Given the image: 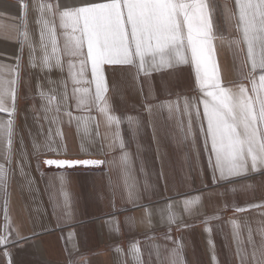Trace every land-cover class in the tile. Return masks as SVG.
Returning <instances> with one entry per match:
<instances>
[{
    "label": "crops",
    "instance_id": "1",
    "mask_svg": "<svg viewBox=\"0 0 264 264\" xmlns=\"http://www.w3.org/2000/svg\"><path fill=\"white\" fill-rule=\"evenodd\" d=\"M37 2L25 0L29 4L28 31L36 48L35 55L39 57L42 54L39 50L40 25L36 21L41 14L37 7H33ZM44 2L55 3L57 0ZM58 2L62 7H74L79 0ZM209 2L215 9L214 31L217 39L213 43L222 83L233 87L243 84L251 94L252 79L258 83L261 70L251 71L246 55L247 44L237 27L239 9L235 0ZM225 6L231 13L227 20ZM20 16L19 0H0V65L15 66L17 56H20L21 65L11 163L6 165L9 168L7 188L0 189V236L7 237V245H0V264H169L172 249L178 250L177 264H241L242 257H245L243 264H253V244L249 243L248 237L251 230L253 243L260 247V230L264 229V170L232 178L230 183L213 185L208 153L199 133V121L193 116L192 127L196 133L193 141L191 137L184 140L179 132V121L182 119L187 124L186 116L177 113L175 120L169 119L167 102H178L182 110L184 97L190 101L196 97L203 113V104L199 103L202 93L196 85L193 65H181L149 76L141 74L138 79H134L135 67H105L106 95L112 113L122 120L121 134L125 150L131 154L132 174L141 187L147 180L153 189L150 204L149 197L141 201L149 204L152 210L151 224L142 223L144 209L133 207L127 201L120 169L110 163L121 155L119 148L109 150L107 147L108 137L114 128L110 130L106 126L95 104L76 107L67 57H64L63 72H41L39 68L29 66V50L24 45L21 53L18 40L17 27L22 30ZM45 19L50 17L46 14ZM55 27L62 49L66 30L60 27L58 15ZM231 40H240L241 43L238 46L229 44ZM4 76L11 78L7 71ZM86 76L91 79L90 65ZM49 78L67 81V101L61 102L63 84L49 85ZM38 82L44 91L54 88L57 101L61 103L59 113H47L48 119L44 118L45 113L41 110L42 101L36 87ZM92 87L94 90V85ZM145 103H164L165 107H154L153 114L149 116L144 109ZM66 112H71L73 117L94 118L87 121V135L82 129L78 134V122L73 120L69 124ZM56 116L58 120H53ZM127 117L139 120L135 135ZM8 118L7 114L0 113V120ZM203 122L206 126V120ZM80 123L83 125L84 122ZM57 129L63 133V138L56 134ZM49 138L54 142L53 146L65 145L66 151L61 150L58 154L45 151L43 145ZM157 140L162 155L158 154ZM33 141L41 146L38 154L33 148ZM82 142L86 152H81ZM2 149L3 145H0ZM45 159H96L108 163L90 168H57L44 165L42 162ZM37 161H40L39 168ZM0 163L6 162L0 158ZM21 166L27 175L21 174ZM61 176L64 178L63 185ZM29 178L31 184L28 183ZM233 188L235 191L231 190ZM64 192L68 193L70 200V218L63 206ZM195 196H200L201 201L190 214L184 209L182 201ZM6 201L10 218L7 231L4 218ZM54 203L58 205L55 210ZM169 203L173 204L172 211L176 213V223L171 225L167 223V213L162 219L159 211ZM235 208L245 210L236 212ZM128 217L135 218L134 224L126 220ZM208 217L218 218L205 223ZM112 220L115 223L109 222ZM233 220L239 225V255L233 235ZM33 233L38 235L33 236ZM166 236L171 238L166 239ZM132 245L139 248V261L134 258ZM6 252L8 255H5Z\"/></svg>",
    "mask_w": 264,
    "mask_h": 264
},
{
    "label": "snow or ice",
    "instance_id": "2",
    "mask_svg": "<svg viewBox=\"0 0 264 264\" xmlns=\"http://www.w3.org/2000/svg\"><path fill=\"white\" fill-rule=\"evenodd\" d=\"M239 9L237 27L242 32V40L247 44V58L250 61L251 71L261 70L259 82L252 79L251 94L243 84L225 86L222 83L218 71V63L215 59V47L213 41L217 39L214 28V11L209 0H79L77 6L62 7L60 3H48L38 0L33 7L40 11V18L36 21L40 25L39 57L35 55L27 23L29 4L25 0H19L21 9V27L18 40L21 43V53L24 45L29 50V66L39 68L41 72L53 70L64 71L67 57L68 72L73 85L72 96L76 99V107L81 108L95 104L102 114L106 126L111 130L107 147L109 150L119 148L121 155L118 160L112 162L120 169L127 201L133 207L144 209L142 223L151 224L152 210L149 206L150 197L153 194L152 186L145 180L141 187L132 174L131 154L125 150V141L121 134L120 117L114 115L108 102V84L106 78V66L135 67L134 79L141 74L149 76L152 73L172 70L181 65L191 64L195 69V81L198 90L202 93L199 103L203 104L201 114L197 98L184 97L183 109L178 102H167L169 119L175 120L177 113L187 117V124L180 119L179 132L184 140L189 137L195 141L196 133L193 132V116L199 121V133L203 137L204 150L208 153V167L211 173L213 185L222 182L230 183L232 178L241 177L248 173L264 170V0H235ZM226 20L231 13L225 6ZM50 19H45V15ZM59 16L60 27L65 29V41L61 49L57 41L55 17ZM71 31L68 32L67 30ZM223 40V37H220ZM229 44L239 45L240 40L228 41ZM259 49V51H257ZM91 79H87L89 72ZM20 56L16 57L15 66L0 65V113L8 115L7 120H0V158L6 163H0V189L7 188L11 152L14 133V116L16 112V100L20 83ZM11 74L6 79L4 72ZM49 85L63 84L64 93L61 102L69 99L67 93V81H54L47 79ZM87 84L88 87H80ZM94 85V90L93 86ZM37 95L41 99V110L45 113H59L61 103L54 94L55 89L43 90L38 82ZM142 93V89H141ZM164 108L165 104L152 105L145 103L144 109L151 116L153 108ZM68 123L73 120L77 123V132L83 130L89 132L87 121L90 117H73L71 112H66ZM206 120V126L201 120ZM58 120V116L53 117ZM83 121V125L80 123ZM130 128L135 135L138 130L139 120L136 117H127ZM58 136L63 138V133L57 129ZM98 135V133H97ZM153 139H156V130L153 126ZM22 142V141H21ZM54 142L49 138L43 145L48 152L59 153L66 151V146L61 144L53 146ZM210 145V146H209ZM158 154L159 141L157 140ZM103 147V146H102ZM36 154L41 146L33 141ZM102 150V148H101ZM83 142L81 152H86ZM46 166L57 168L75 167H99L106 161L96 159H45L42 162ZM40 161H37L39 168ZM22 175H27L23 167ZM143 171V167H141ZM61 184L64 178L61 176ZM28 183L32 180L29 178ZM205 187H207L205 185ZM235 191V188L231 189ZM210 193L209 195H213ZM223 195V193H219ZM64 208L68 210L70 218V200L67 192L63 193ZM149 197V204L141 203ZM201 201L200 196L186 198L182 201L184 209L191 214L193 207ZM58 207L53 204L54 210ZM247 207H259L248 205ZM173 204L169 203L164 209H160L162 219L165 218L169 225L176 223V213L172 211ZM244 208H235L236 212L244 211ZM5 231L10 227V218L7 214V201L4 205ZM208 217L205 220L217 219ZM129 223L135 222L134 217H128ZM115 223L114 220L109 221ZM233 235L237 240V254L239 247V225L235 220ZM171 229H169L170 231ZM206 231L210 229L206 228ZM38 233H33V236ZM261 244L257 248L252 241L249 230V243L253 244L251 259L253 264H264V229L260 230ZM30 239L31 237H18ZM170 239V236H166ZM211 244V241H209ZM0 245H7V237L0 236ZM120 251L119 248L116 249ZM134 258L139 261V248L132 245ZM177 249H172L169 255V264H177ZM5 255H8L6 252ZM216 257L213 255V260ZM245 257L241 258L243 264Z\"/></svg>",
    "mask_w": 264,
    "mask_h": 264
}]
</instances>
